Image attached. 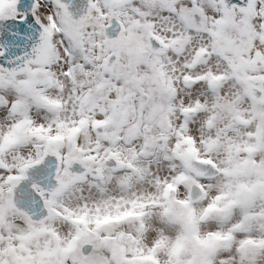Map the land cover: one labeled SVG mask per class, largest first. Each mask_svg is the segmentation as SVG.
Returning a JSON list of instances; mask_svg holds the SVG:
<instances>
[{
	"label": "snow or ice",
	"instance_id": "obj_1",
	"mask_svg": "<svg viewBox=\"0 0 264 264\" xmlns=\"http://www.w3.org/2000/svg\"><path fill=\"white\" fill-rule=\"evenodd\" d=\"M0 264H264V0H0Z\"/></svg>",
	"mask_w": 264,
	"mask_h": 264
}]
</instances>
